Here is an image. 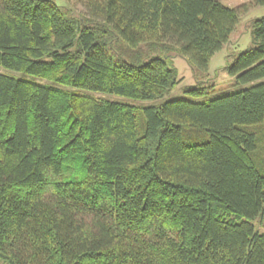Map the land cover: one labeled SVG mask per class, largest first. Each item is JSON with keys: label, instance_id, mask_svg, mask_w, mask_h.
Instances as JSON below:
<instances>
[{"label": "trees", "instance_id": "trees-1", "mask_svg": "<svg viewBox=\"0 0 264 264\" xmlns=\"http://www.w3.org/2000/svg\"><path fill=\"white\" fill-rule=\"evenodd\" d=\"M72 2L0 0V261L264 264V146L244 127L264 124V17L225 66L238 89L165 100L169 60L207 70L264 0Z\"/></svg>", "mask_w": 264, "mask_h": 264}, {"label": "rangeland", "instance_id": "rangeland-1", "mask_svg": "<svg viewBox=\"0 0 264 264\" xmlns=\"http://www.w3.org/2000/svg\"><path fill=\"white\" fill-rule=\"evenodd\" d=\"M63 7H73L76 12L81 13L84 7L72 0H53ZM224 4L237 7L243 4H248L254 0H220ZM264 17V5H252L249 9L241 15V20L236 30L231 35L230 42L225 44L224 47L218 51L210 61L207 70H200L191 65L184 57L177 55L169 60V65L175 68L178 72L180 82L175 90L165 97V100L172 99H188L192 101H209L210 99L224 93L231 92L238 89L235 86V81L231 75L225 70V66L233 61L240 53L254 46V36L252 28H250V21L254 18ZM116 49L124 54V57L134 60L128 51V46L125 42L117 41ZM116 52V51H115ZM117 53V52H116ZM6 70L0 67V73ZM42 82H44L42 80ZM213 84L214 88L209 91L208 95L203 97H196L190 92L192 89L202 85ZM97 96H103L97 94ZM105 96V95H104ZM116 98V97H111ZM131 102V101H129ZM139 105L148 104L149 102H136ZM246 129L256 131L260 134L259 144L264 146V124L263 125H245ZM184 139L187 142H203L210 139V134L204 130L189 128L185 130ZM256 230L264 233V216L260 215L255 220H252ZM0 264H7L0 261Z\"/></svg>", "mask_w": 264, "mask_h": 264}]
</instances>
